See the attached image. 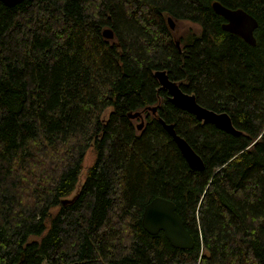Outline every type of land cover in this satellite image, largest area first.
Listing matches in <instances>:
<instances>
[{"label":"trees","instance_id":"obj_1","mask_svg":"<svg viewBox=\"0 0 264 264\" xmlns=\"http://www.w3.org/2000/svg\"><path fill=\"white\" fill-rule=\"evenodd\" d=\"M212 1L0 0V264H264V0H217L256 18L254 45ZM168 16L199 28L179 36ZM156 69L241 131L176 106ZM148 105L137 129L127 112ZM157 195L192 248L143 228Z\"/></svg>","mask_w":264,"mask_h":264},{"label":"water","instance_id":"obj_2","mask_svg":"<svg viewBox=\"0 0 264 264\" xmlns=\"http://www.w3.org/2000/svg\"><path fill=\"white\" fill-rule=\"evenodd\" d=\"M2 1L7 5H12L22 0ZM212 7L225 19L221 24L223 29L238 34L251 45L255 44L254 30L258 22L254 16L240 7L230 8L217 0L212 1ZM167 21L170 28L175 29V21L171 16L167 17ZM102 35L105 38L112 39L113 32L106 26L102 30ZM176 44L179 45L178 39L176 40ZM154 75L160 87L168 91L169 100L176 106L194 114L197 119L203 122L214 123L217 127L225 131L231 133H239L241 131L234 126L227 111H216L199 103L195 94L183 90L178 81L168 76L165 69H156ZM145 109L150 110L152 113H156V105H148L144 109L127 112V115L131 118H140L137 123V129H141L144 124L142 113ZM158 120L172 136L189 166L198 169L203 168L204 162L201 156L183 136L176 132L173 123L166 122L162 117H158ZM75 193L76 191L71 196L62 198V204L71 201ZM141 224L150 234H156L160 230L163 231L164 236L174 247L188 249L194 246L195 240L192 233L185 227L183 219L176 210V204L169 198L159 195L151 198L143 208ZM13 264H22V262L19 260Z\"/></svg>","mask_w":264,"mask_h":264},{"label":"rangeland","instance_id":"obj_3","mask_svg":"<svg viewBox=\"0 0 264 264\" xmlns=\"http://www.w3.org/2000/svg\"><path fill=\"white\" fill-rule=\"evenodd\" d=\"M199 28V26L195 23H191L189 21H175V29H173V31L177 32V34L179 36L182 35H186L188 33H192L194 31H197ZM108 110L107 109L105 111V114H108ZM144 120V119H143ZM139 122V119L135 121V123L137 124ZM95 151L93 149V147H89L83 157V162H82V169L80 172V178L79 181L81 182L84 178L85 175V171L87 170V168L92 164V162L95 159ZM75 192V191H74ZM43 264H47L45 261L43 262Z\"/></svg>","mask_w":264,"mask_h":264},{"label":"flooded vegetation","instance_id":"obj_4","mask_svg":"<svg viewBox=\"0 0 264 264\" xmlns=\"http://www.w3.org/2000/svg\"><path fill=\"white\" fill-rule=\"evenodd\" d=\"M140 120V118H138Z\"/></svg>","mask_w":264,"mask_h":264}]
</instances>
